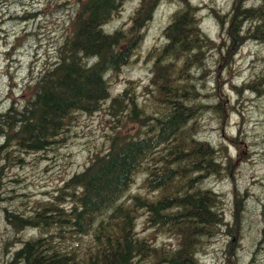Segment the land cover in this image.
Wrapping results in <instances>:
<instances>
[{"label":"trees","instance_id":"16d2710c","mask_svg":"<svg viewBox=\"0 0 264 264\" xmlns=\"http://www.w3.org/2000/svg\"><path fill=\"white\" fill-rule=\"evenodd\" d=\"M124 1L80 3L70 34L56 43L42 69L30 75L27 96L11 100L0 112L1 158L10 151L37 154L60 146L57 143L65 140L76 115L97 113L107 100L106 112L116 121L143 128L133 136L111 126L108 147L93 152L84 169L66 180L54 197L56 206L47 203L35 213H7L15 230L40 232L20 242L17 256L26 264H199L203 240L227 225L220 195L200 186L203 178L220 176L223 166L221 150L199 137L194 121L205 105L196 85L203 80L208 51L218 50L220 61L227 64L244 42L264 44V0L251 8L235 0L226 15L216 11L227 36L225 48L201 30L197 9L181 0L185 7L163 30L164 43L149 52L153 60L146 90L152 110L140 106L129 88L110 95L109 75L134 55L158 2L141 0L127 29L106 30ZM195 70L199 76L192 73ZM235 88L264 92V60L259 73ZM217 101L224 98L218 95L213 103ZM211 107L222 122L223 109ZM141 168L146 173L143 184L154 198L133 195L124 200ZM65 197L70 203L61 207ZM139 210L145 211L150 228L175 238L177 246L156 247L139 237L135 231ZM83 236H90L85 251L67 244L66 240Z\"/></svg>","mask_w":264,"mask_h":264},{"label":"rangeland","instance_id":"374dc122","mask_svg":"<svg viewBox=\"0 0 264 264\" xmlns=\"http://www.w3.org/2000/svg\"><path fill=\"white\" fill-rule=\"evenodd\" d=\"M83 1L0 0V112L5 111L11 100L17 102L27 96L24 91L30 75L42 69L56 43L70 34L71 21ZM140 2L125 0L106 30L127 29ZM186 2L197 9L201 30L225 48L227 36L215 13L226 15L235 0ZM238 2L251 8L259 5L261 0ZM184 7L185 2L181 0H158L151 18L141 31L143 36L134 55L117 73L108 77L111 96L129 88V93L134 95L140 106L154 109L146 90L153 60L148 57L149 52L164 43L163 30L172 15ZM217 51H208L204 60L203 80L196 87L205 107L201 108L194 122L198 126L199 137L214 145L216 150H221V175L203 178L200 186L220 195V211L227 225L203 240L197 259L199 264H227L228 260L238 264H264V92H239L235 88L249 82L262 70L264 44L257 40L244 42L237 46L233 62L228 61L227 64L220 61ZM87 62L91 63L90 60ZM192 73L200 75L198 70ZM218 95L224 101L213 103ZM109 103V100L104 102L102 110L90 116L76 115L67 137L62 143H57L58 147L53 146L37 154L20 155L10 151L5 157L0 156V258L13 257L22 242L40 235L38 229L15 230L12 222L7 220V213H35L47 203L46 206H56L54 197L61 194L66 180L84 169L93 152L98 153L108 147L111 126L126 129L133 136L142 132L143 128L138 123L123 125L107 114ZM213 105L218 106L216 111L223 109L222 122L214 113ZM143 168L135 175L124 200L133 195L154 198V192L143 184L146 177ZM65 198L61 207L70 203L71 199ZM146 218L145 211L139 210L135 222L139 237L147 238L156 247L168 249L177 246L175 238L162 230L150 228ZM66 241L72 247L85 251L90 236L72 237Z\"/></svg>","mask_w":264,"mask_h":264},{"label":"flooded vegetation","instance_id":"af4514ba","mask_svg":"<svg viewBox=\"0 0 264 264\" xmlns=\"http://www.w3.org/2000/svg\"><path fill=\"white\" fill-rule=\"evenodd\" d=\"M3 249H5L3 247ZM21 249V245L19 246L18 250L15 251L13 257L6 259V257L0 258V264H26L27 260L20 258L19 256H17L18 251Z\"/></svg>","mask_w":264,"mask_h":264}]
</instances>
